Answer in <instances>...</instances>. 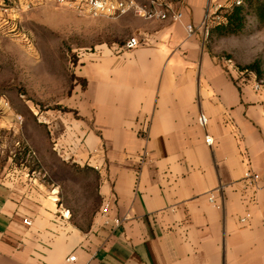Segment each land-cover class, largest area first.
Masks as SVG:
<instances>
[{
	"label": "crops",
	"instance_id": "1",
	"mask_svg": "<svg viewBox=\"0 0 264 264\" xmlns=\"http://www.w3.org/2000/svg\"><path fill=\"white\" fill-rule=\"evenodd\" d=\"M168 1L196 25L228 3ZM100 24L141 44L125 49L108 29L79 60L85 87L70 111L43 117L61 158L98 170L111 222L100 204L89 228L74 226L53 190L0 158V264H264V95L252 77L179 22L129 13ZM248 170L260 175L255 187Z\"/></svg>",
	"mask_w": 264,
	"mask_h": 264
},
{
	"label": "rangeland",
	"instance_id": "2",
	"mask_svg": "<svg viewBox=\"0 0 264 264\" xmlns=\"http://www.w3.org/2000/svg\"><path fill=\"white\" fill-rule=\"evenodd\" d=\"M101 19L51 1L0 19V158L10 157L12 168H26L53 190L60 206L70 210L71 224L83 230L102 204L100 174L59 156L50 120L43 115L70 111L67 103L75 86L85 84L78 76L84 53L94 51L110 31L125 40L120 27L115 31L100 24ZM217 25L203 32L209 52L231 59L247 77L253 72L264 81V24L252 13L240 33H222ZM252 63L257 68H249Z\"/></svg>",
	"mask_w": 264,
	"mask_h": 264
},
{
	"label": "built area",
	"instance_id": "3",
	"mask_svg": "<svg viewBox=\"0 0 264 264\" xmlns=\"http://www.w3.org/2000/svg\"><path fill=\"white\" fill-rule=\"evenodd\" d=\"M51 1L57 5L69 6L85 12L87 15L94 18H118L129 13H135L145 19L149 20H171L179 22L184 25L186 32L189 35H193L198 31L208 32V28L214 23L218 25L226 22V15L234 5H241L243 0H228V3H216L210 5L207 9L206 15L200 24H190L184 21V12L181 8H176L168 0H147L142 3L139 0H0V19L5 21L10 14H15L21 11H25L32 6ZM221 19V20H220ZM141 44V40L137 36H130L124 42L125 49H132L138 47ZM226 62L233 66L232 60L227 59ZM252 73V86L253 89L262 95H264V81L256 77L255 73ZM5 105H8L4 101ZM198 123L202 127H206L208 124V117L205 113L201 112L198 116ZM205 140L208 144H212L213 138L210 134L205 135ZM246 178L249 181L250 186H257L260 175L254 173L251 170L246 172ZM221 198L223 195H219ZM219 197L215 191L209 192V200L216 206L221 208L222 202L218 201ZM110 210V202L104 201L101 205V214L107 217V223L111 222L108 218ZM247 217H243L242 221H246ZM113 224L119 225L121 220L118 218L113 219ZM24 223L30 225L31 221L24 219ZM68 261H75L76 255H70L67 258Z\"/></svg>",
	"mask_w": 264,
	"mask_h": 264
},
{
	"label": "trees",
	"instance_id": "4",
	"mask_svg": "<svg viewBox=\"0 0 264 264\" xmlns=\"http://www.w3.org/2000/svg\"><path fill=\"white\" fill-rule=\"evenodd\" d=\"M252 13L256 15L258 21L264 24V0H243L241 5L232 6L226 15V22L217 25V29L225 34L240 33L245 29L248 16ZM248 67L257 68V64L252 63Z\"/></svg>",
	"mask_w": 264,
	"mask_h": 264
}]
</instances>
